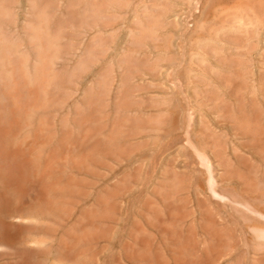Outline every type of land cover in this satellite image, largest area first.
<instances>
[{
	"label": "rangeland",
	"instance_id": "1",
	"mask_svg": "<svg viewBox=\"0 0 264 264\" xmlns=\"http://www.w3.org/2000/svg\"><path fill=\"white\" fill-rule=\"evenodd\" d=\"M0 264H264V0H0Z\"/></svg>",
	"mask_w": 264,
	"mask_h": 264
}]
</instances>
